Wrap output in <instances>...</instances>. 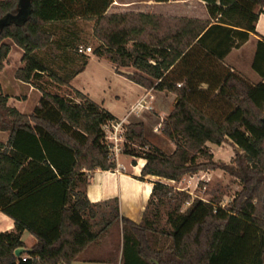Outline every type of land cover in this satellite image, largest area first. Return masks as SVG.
Masks as SVG:
<instances>
[{"label": "trees", "instance_id": "16d2710c", "mask_svg": "<svg viewBox=\"0 0 264 264\" xmlns=\"http://www.w3.org/2000/svg\"><path fill=\"white\" fill-rule=\"evenodd\" d=\"M201 1L209 19L175 17V28L165 29L167 17L160 14H109L114 0H31L20 15V0H0V72L12 49L4 41L11 39L24 52L16 78L42 92L32 114L9 106V95L0 92V131L9 132L0 142V211L15 221V230L0 232V264H72L114 223L122 228L120 264H264V80L252 83L223 64L256 33L264 0ZM79 19L95 20L102 44L94 54L106 55L119 74L176 95L162 123L175 150L152 145L144 123L131 122L124 125L122 152L146 159L143 176L178 182L205 170L229 172L242 189L227 206L161 181L140 223L121 216L117 197L89 200L84 169L117 168L105 126L118 120L79 90L62 95L35 82L47 73L71 87L85 69L88 55H70L82 44ZM42 50L67 62L53 69L39 56ZM253 67L264 79L263 41ZM227 139L241 150L234 165L214 161L208 145ZM25 230L37 242L23 260L15 250L25 246Z\"/></svg>", "mask_w": 264, "mask_h": 264}, {"label": "crops", "instance_id": "0c3cea01", "mask_svg": "<svg viewBox=\"0 0 264 264\" xmlns=\"http://www.w3.org/2000/svg\"><path fill=\"white\" fill-rule=\"evenodd\" d=\"M196 4L201 6L200 13H197V11H195L193 8V6ZM126 10H136L137 12L165 15H173V12L177 13V11H184L185 13L180 14V16L197 18L200 20H207L210 18L206 3L201 0H170L168 2H156L155 0H114L107 12L110 13ZM167 10H169L170 13L166 12ZM259 41L264 42V8L263 12L258 18V21L256 22V33H252L249 40L242 46L234 48L226 56L223 64L231 68L233 71L241 73L252 83H258L264 80L253 67L257 44ZM12 51L13 50L11 49V52ZM11 52L9 54V58H11ZM85 54L89 56L88 63L85 69L78 73L73 78V80L79 76H82L83 74H89L90 71L88 68L93 60H104L110 62L113 66V71L115 74L130 84L132 89L133 94H131L128 99L126 109L122 114H118L113 108L106 106L104 98L100 99L95 97L88 88H78L72 83L70 84L71 87L68 88L70 90H79L87 95L90 99L109 110L118 121L123 123V125L131 122H143L145 125L147 139L152 145L164 150L160 144V141H164L162 140V135H164L162 132V123L164 118L174 108L176 103V95L172 92L159 91L153 88L147 89L142 85L137 84L127 77L119 74L116 71L115 65L109 59L91 53ZM5 70L6 67L0 72V84L2 85L3 90L6 89V85L1 76L3 75V78H6L4 76ZM14 80L21 82V84L24 86L29 87L31 92H38V89L31 83L23 82L22 80L16 78V76H14ZM40 92L41 91L39 90V93ZM68 94L69 93H66L65 95ZM7 95H9L8 105L17 108L20 112L25 114H32L35 108L40 104V99L42 97L41 93L39 104H37L31 111L28 112L22 111L20 108L13 105L16 103V100L24 99L14 98L8 93ZM109 126L110 125H106V127ZM3 132L4 131H0V134ZM167 138V141L171 145L172 149H170V152H167L166 150L164 151L168 154H171L175 150L176 146L169 137ZM7 140L1 141L0 139V142H7ZM115 161L117 162L116 169H95L90 171L84 169V171H86L89 175V182L86 186L87 196L93 203L104 202L117 197L119 199L121 216H125L136 223H140L151 199L154 183L156 181H161L171 185L172 182L175 183V181L154 175L143 176L142 169L146 163V159L143 157H136L121 152L115 158ZM13 230H15L14 219L3 211H0V232ZM21 240L25 244L24 248L29 250H31L37 242L36 237L28 230H25L22 233ZM100 241L102 240L100 239L99 241L90 244L72 264H120L122 245L120 247L119 254L98 256V254L95 255V253L98 249H102L100 247ZM92 248H95L96 251L94 253H88ZM28 253L29 252L24 253L23 257L28 258Z\"/></svg>", "mask_w": 264, "mask_h": 264}, {"label": "rangeland", "instance_id": "374dc122", "mask_svg": "<svg viewBox=\"0 0 264 264\" xmlns=\"http://www.w3.org/2000/svg\"><path fill=\"white\" fill-rule=\"evenodd\" d=\"M194 10L197 11V13H200L201 6H198L197 4L193 6ZM166 12L170 13L169 10ZM112 13H139L136 10L135 11H119V12H110ZM185 13L184 11H177V13L173 12V15H165L160 14L165 17H167L164 21L165 29L166 27L170 26L171 28H175V26L178 24L176 20L173 18L175 17H184L180 16V14ZM95 20L90 19H79L77 21L76 29L80 36V45H83L85 47H92V52H89L91 54H94V50L97 46L101 45L102 42L95 34L94 30ZM165 29H163L165 31ZM5 43H8L12 47L11 52V58L8 57V60L5 62V77L3 78V75L1 76L2 80L4 81L6 85V89H2V85L0 84V92L4 94H11L14 98L24 99V100H16V103L13 104L14 106H17L22 111H31L37 104H39V98L42 92H31L29 90V87L24 86L19 81L14 80V76H16V71L25 65L23 58V51L19 46H17L11 39H6L4 41ZM79 45V46H80ZM132 44H129V47H131ZM79 48V47H78ZM70 55L76 56V54H80L79 50L78 52L75 49H72L70 51ZM84 53V52H82ZM39 56L44 58L48 62V66L52 67L53 69H58L59 65H63L67 58H58L54 59L51 56L50 51H38ZM70 57V56H69ZM103 57L107 58L106 55H103ZM77 59H79L78 56H76ZM64 62V63H63ZM67 62V61H66ZM77 64H80V60L76 62ZM117 65H115L116 67ZM72 65L69 62V67H67V70H72ZM120 69L126 73H133L136 71V69L133 66L128 67H120ZM66 70V71H67ZM88 70L90 71L89 74H83L82 76H79L75 78L71 83L75 86L88 88L92 94L97 98H104L105 104L108 107H111L115 110L116 113L122 114L127 106V102L129 97L131 96L132 89L130 87V84H128L125 80L122 78H119L115 72L113 71V66L108 61H98L93 60L91 64L89 65ZM63 74V72H61ZM6 80V81H5ZM38 84H43L48 90L54 92V93H60L62 95H65L66 93H69L74 96V92L70 90L68 87L59 86L55 84V82L51 81L49 75L46 73L43 75L41 80H36ZM109 127H105L106 133H109V128L112 127V123H109ZM163 127V125H162ZM164 134V133H163ZM9 135L8 131H4L0 134L1 141L7 140ZM166 135H162V140L160 141V144L166 150L167 152H170L172 149L171 145L167 141ZM154 140V139H153ZM126 142V138L123 139V144ZM211 152L213 153V159L214 161L218 163H223L227 165H234V160L236 158V153L241 152L240 148L230 139H227L225 142H223L221 145H216L213 143H208ZM196 175V174H195ZM195 175H186L184 176L180 181L173 183L172 186L175 189L178 190H185L189 192L192 196V198L199 197L202 198L205 201H215L218 203V205L221 206H227L235 197V195L241 191L242 184L241 180L231 175L229 172L223 170V169H214V170H205L200 171L197 173L196 177ZM186 177V178H185ZM193 177V178H192ZM189 206V203H185L183 206V210H185ZM102 241H100V247L101 250L98 249L97 251L95 248H92L89 250L88 253H95V255L98 254L102 256H110V255H116L119 254L120 247L122 245V230L121 225L119 223H114L111 227L108 228V230L103 233V235L100 238ZM99 239V240H100ZM98 240V241H99ZM93 244V243H92ZM95 247V246H94Z\"/></svg>", "mask_w": 264, "mask_h": 264}, {"label": "built area", "instance_id": "2783aa9c", "mask_svg": "<svg viewBox=\"0 0 264 264\" xmlns=\"http://www.w3.org/2000/svg\"><path fill=\"white\" fill-rule=\"evenodd\" d=\"M79 52L89 53L92 52V47H85L83 45L79 46ZM181 86V83H179ZM112 127L109 128V134L107 133V139L111 143V150L113 157L116 158L119 153L123 151V139L125 137V127L122 122L115 121L111 122ZM106 127V126H105ZM27 257H23V260H26Z\"/></svg>", "mask_w": 264, "mask_h": 264}, {"label": "water", "instance_id": "95a60500", "mask_svg": "<svg viewBox=\"0 0 264 264\" xmlns=\"http://www.w3.org/2000/svg\"><path fill=\"white\" fill-rule=\"evenodd\" d=\"M20 2L22 3V7L20 12L18 13V15H20L21 13H26L27 9L29 8L30 4H31V0H20ZM29 249H26L24 247H19L15 250V254L17 256H21L22 254L29 252Z\"/></svg>", "mask_w": 264, "mask_h": 264}]
</instances>
